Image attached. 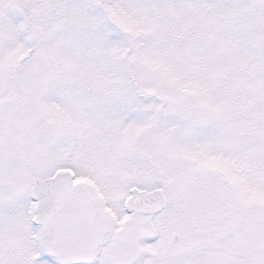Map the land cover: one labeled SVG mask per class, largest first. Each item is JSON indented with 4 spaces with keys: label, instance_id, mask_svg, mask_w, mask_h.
<instances>
[{
    "label": "snow or ice",
    "instance_id": "6c2138e0",
    "mask_svg": "<svg viewBox=\"0 0 264 264\" xmlns=\"http://www.w3.org/2000/svg\"><path fill=\"white\" fill-rule=\"evenodd\" d=\"M0 264H264V0H0Z\"/></svg>",
    "mask_w": 264,
    "mask_h": 264
}]
</instances>
